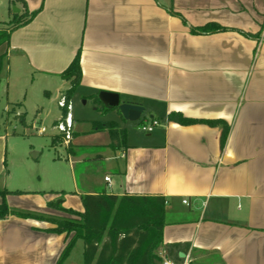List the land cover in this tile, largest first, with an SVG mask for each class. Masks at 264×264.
<instances>
[{
    "label": "crops",
    "instance_id": "1",
    "mask_svg": "<svg viewBox=\"0 0 264 264\" xmlns=\"http://www.w3.org/2000/svg\"><path fill=\"white\" fill-rule=\"evenodd\" d=\"M8 1L16 13L38 10L0 46L17 68L65 81L61 73L81 50L80 86L119 93L145 107L143 122L159 121L152 132L123 126L127 145L118 150L108 131L92 129L93 150L81 158L106 165L86 190L43 203V213L72 217L49 207L61 198L84 212L83 194L160 195L163 259L264 264V0ZM207 23L226 29L195 30ZM171 112L225 121L224 146L221 125H182L168 121ZM52 227L17 214L1 219L0 264H57L71 236L46 231Z\"/></svg>",
    "mask_w": 264,
    "mask_h": 264
},
{
    "label": "rangeland",
    "instance_id": "2",
    "mask_svg": "<svg viewBox=\"0 0 264 264\" xmlns=\"http://www.w3.org/2000/svg\"><path fill=\"white\" fill-rule=\"evenodd\" d=\"M15 6L8 0L0 3V21L8 22L18 14ZM0 27L6 29L8 24L1 23ZM4 52L5 48L0 47V157L6 178V184L1 181L0 188L7 186L10 191H20L13 196V206L8 202L10 206L25 211L38 208L36 212L43 213L48 209L43 208V203L56 199L62 191L86 190L88 177L106 165L100 160L88 162L81 158L93 150L87 143L92 140L89 134L93 121L112 119L121 126L134 125L143 132V120L128 121L117 112L103 111L94 96L99 92L79 86L70 103L74 119L71 151L65 141L53 140L59 134L55 122L62 118L59 101L69 82L17 68L16 59ZM42 128L46 132L41 133ZM62 264H84L82 238L75 240Z\"/></svg>",
    "mask_w": 264,
    "mask_h": 264
},
{
    "label": "trees",
    "instance_id": "3",
    "mask_svg": "<svg viewBox=\"0 0 264 264\" xmlns=\"http://www.w3.org/2000/svg\"><path fill=\"white\" fill-rule=\"evenodd\" d=\"M20 1V0H19ZM38 13L24 10L15 14L6 29L0 27V46L7 44L11 33L23 25L28 24ZM218 23H207L197 27V32H214L224 30ZM81 50L78 51L71 64L61 73L70 87L63 94L67 102H71L73 93L82 81ZM101 104L103 111L118 108L105 106L98 95H94ZM66 109L62 108V118ZM168 121L189 125L207 123L212 126H222L221 144L224 146L229 126L221 119H196L180 112H171ZM59 121H56L57 124ZM93 131H108L111 138L110 145L118 150L127 145V130L116 120L93 121ZM57 142L64 141L62 134L53 136ZM6 164V161H5ZM20 191H9L0 188V220L11 214L23 218H35L49 221L53 224L48 232L65 233L69 238L57 264H62L77 238L84 240V264H162L163 258L158 250L164 242V210L166 199L160 195H123L116 194H83L81 196L84 212L63 206L64 198L49 203L55 208L72 217L52 216L35 211H25L9 206L7 196ZM61 194H64L62 191Z\"/></svg>",
    "mask_w": 264,
    "mask_h": 264
},
{
    "label": "built area",
    "instance_id": "4",
    "mask_svg": "<svg viewBox=\"0 0 264 264\" xmlns=\"http://www.w3.org/2000/svg\"><path fill=\"white\" fill-rule=\"evenodd\" d=\"M71 102H67L66 98L64 97V95H62L60 101H59V106L61 108H65L66 109V115L65 117L60 120L57 124H56V128L58 130V133L59 134H62L64 136V141L65 143L69 144L70 141L72 140L73 138V133H72V129H73V126H74V119H73V116L71 114ZM159 125V121L158 120H155V119H152L150 122L148 121L147 123L146 122H143L142 126H141V129L145 132H152L154 130V128L156 126ZM41 133H44L46 132V129L45 128H42L40 130ZM105 180L109 181L110 180V177H105ZM184 203H188V200H184ZM162 264H182V263H179V262H175V261H172L170 259H163V262Z\"/></svg>",
    "mask_w": 264,
    "mask_h": 264
},
{
    "label": "water",
    "instance_id": "5",
    "mask_svg": "<svg viewBox=\"0 0 264 264\" xmlns=\"http://www.w3.org/2000/svg\"><path fill=\"white\" fill-rule=\"evenodd\" d=\"M16 12H19V8L14 7ZM99 100L109 108H118L121 116L128 121H138L141 119L142 114L145 112V107L138 103L124 102L121 100L119 93L112 91L102 90L99 92ZM150 119H153V115H149Z\"/></svg>",
    "mask_w": 264,
    "mask_h": 264
}]
</instances>
